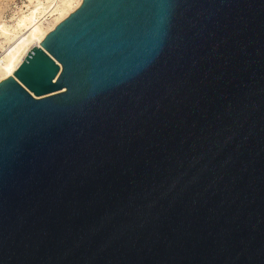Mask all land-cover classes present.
<instances>
[{
  "label": "water",
  "instance_id": "95a60500",
  "mask_svg": "<svg viewBox=\"0 0 264 264\" xmlns=\"http://www.w3.org/2000/svg\"><path fill=\"white\" fill-rule=\"evenodd\" d=\"M0 264H264V0H81L30 46Z\"/></svg>",
  "mask_w": 264,
  "mask_h": 264
},
{
  "label": "bare ground",
  "instance_id": "6f19581e",
  "mask_svg": "<svg viewBox=\"0 0 264 264\" xmlns=\"http://www.w3.org/2000/svg\"><path fill=\"white\" fill-rule=\"evenodd\" d=\"M80 1L29 0L25 9H21L9 21L0 23V37L8 41L0 47V79L9 75L24 52L40 42L44 34Z\"/></svg>",
  "mask_w": 264,
  "mask_h": 264
},
{
  "label": "rangeland",
  "instance_id": "374dc122",
  "mask_svg": "<svg viewBox=\"0 0 264 264\" xmlns=\"http://www.w3.org/2000/svg\"><path fill=\"white\" fill-rule=\"evenodd\" d=\"M27 4H29V0H0V23L9 21L21 9H25ZM15 5L17 6L15 7ZM5 42L8 43L6 38L0 37V47H2Z\"/></svg>",
  "mask_w": 264,
  "mask_h": 264
}]
</instances>
